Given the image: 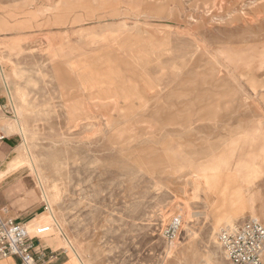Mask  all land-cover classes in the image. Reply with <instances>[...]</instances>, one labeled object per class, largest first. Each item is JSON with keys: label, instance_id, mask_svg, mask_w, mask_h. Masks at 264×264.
<instances>
[{"label": "rangeland", "instance_id": "1", "mask_svg": "<svg viewBox=\"0 0 264 264\" xmlns=\"http://www.w3.org/2000/svg\"><path fill=\"white\" fill-rule=\"evenodd\" d=\"M0 88L17 194L78 264H226L264 225V0H0Z\"/></svg>", "mask_w": 264, "mask_h": 264}, {"label": "built area", "instance_id": "2", "mask_svg": "<svg viewBox=\"0 0 264 264\" xmlns=\"http://www.w3.org/2000/svg\"><path fill=\"white\" fill-rule=\"evenodd\" d=\"M5 212L0 210V258L15 257L20 264H50L49 258L36 257L34 248V241L47 235L50 227L35 228L31 235L26 224L4 216ZM181 225L180 216L172 217L161 230L162 238L174 241ZM217 242L226 264H263L264 225L257 219L226 227L219 232Z\"/></svg>", "mask_w": 264, "mask_h": 264}, {"label": "crops", "instance_id": "3", "mask_svg": "<svg viewBox=\"0 0 264 264\" xmlns=\"http://www.w3.org/2000/svg\"><path fill=\"white\" fill-rule=\"evenodd\" d=\"M6 108L7 99L0 88V210L6 209L4 216L13 217L27 226H31L34 223L46 224L50 226V231L61 233L59 228L56 230L51 227L54 221L52 211L36 219L42 213L41 207L29 205L25 197L17 194L22 190L21 180L17 178L19 171L10 172L12 169L8 167V164L15 158L14 153L18 147V137L14 131L10 130V124L7 126L8 121L5 114L8 111ZM43 198L46 200L45 196ZM65 243L69 247L71 246L69 241L57 237L50 239V241L35 240L36 257L49 258L50 264H78L73 255L68 254L63 249H59L63 246L65 247ZM0 264H20V261L15 257L0 258Z\"/></svg>", "mask_w": 264, "mask_h": 264}, {"label": "bare ground", "instance_id": "4", "mask_svg": "<svg viewBox=\"0 0 264 264\" xmlns=\"http://www.w3.org/2000/svg\"><path fill=\"white\" fill-rule=\"evenodd\" d=\"M10 130L13 131L14 130V126L10 124ZM182 223V222H181ZM55 241V240H54Z\"/></svg>", "mask_w": 264, "mask_h": 264}]
</instances>
